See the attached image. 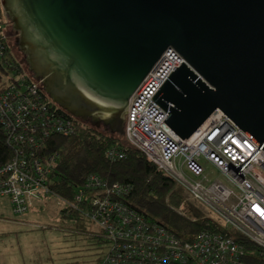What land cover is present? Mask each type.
<instances>
[{
  "label": "water",
  "instance_id": "water-1",
  "mask_svg": "<svg viewBox=\"0 0 264 264\" xmlns=\"http://www.w3.org/2000/svg\"><path fill=\"white\" fill-rule=\"evenodd\" d=\"M1 2L24 71L82 122L124 137L130 98L172 49L183 62L152 97L169 128L188 139L219 109L264 146V0Z\"/></svg>",
  "mask_w": 264,
  "mask_h": 264
},
{
  "label": "built area",
  "instance_id": "built-area-1",
  "mask_svg": "<svg viewBox=\"0 0 264 264\" xmlns=\"http://www.w3.org/2000/svg\"><path fill=\"white\" fill-rule=\"evenodd\" d=\"M10 46L0 0V128L13 148L12 159L0 166V196L21 216L33 203L56 198L51 182L59 155L50 150V141L73 135L79 119L53 103ZM182 62L167 50L144 78L130 98L124 138L177 182L185 200L218 230L180 239L126 202L129 186L91 174L77 189L74 207L84 204L81 215L98 226L105 241L99 264H264V146L219 109L188 139L169 128L168 114L152 97ZM106 156L117 162L126 152L115 145ZM232 231L255 249L247 250Z\"/></svg>",
  "mask_w": 264,
  "mask_h": 264
},
{
  "label": "trees",
  "instance_id": "trees-1",
  "mask_svg": "<svg viewBox=\"0 0 264 264\" xmlns=\"http://www.w3.org/2000/svg\"><path fill=\"white\" fill-rule=\"evenodd\" d=\"M6 19L8 30L15 36V46H18V34L7 15ZM115 145L124 148L126 157L112 162L107 158L106 151ZM50 150L59 155L51 192L66 204L61 210L62 217L86 220L80 213L84 204L80 208L74 207L75 195L89 175L97 174L110 184L129 186L131 192L126 202L142 212L147 219L163 226L180 239L191 241L205 229L218 230L193 207H183L180 212V206L184 202L181 187L119 134H113L105 128H95L79 120L73 135L54 136L51 139ZM12 157L13 148L0 128V166ZM198 221L201 223L197 224ZM230 236L245 245L247 250L255 249L250 241L236 231L230 232ZM93 238L104 249L105 241L99 236Z\"/></svg>",
  "mask_w": 264,
  "mask_h": 264
},
{
  "label": "rangeland",
  "instance_id": "rangeland-1",
  "mask_svg": "<svg viewBox=\"0 0 264 264\" xmlns=\"http://www.w3.org/2000/svg\"><path fill=\"white\" fill-rule=\"evenodd\" d=\"M13 56L18 58L15 52ZM183 197L180 207H192ZM55 199L33 203L25 215L18 216L9 199L0 196V264L99 263L103 245L93 238L100 235L98 226L62 217L64 207Z\"/></svg>",
  "mask_w": 264,
  "mask_h": 264
},
{
  "label": "flooded vegetation",
  "instance_id": "flooded-vegetation-1",
  "mask_svg": "<svg viewBox=\"0 0 264 264\" xmlns=\"http://www.w3.org/2000/svg\"><path fill=\"white\" fill-rule=\"evenodd\" d=\"M101 128H104L103 126Z\"/></svg>",
  "mask_w": 264,
  "mask_h": 264
}]
</instances>
